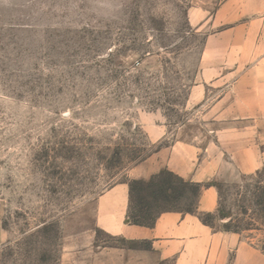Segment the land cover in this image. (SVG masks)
<instances>
[{
  "label": "rangeland",
  "instance_id": "374dc122",
  "mask_svg": "<svg viewBox=\"0 0 264 264\" xmlns=\"http://www.w3.org/2000/svg\"><path fill=\"white\" fill-rule=\"evenodd\" d=\"M225 1L0 0V264H62L66 254L79 264L73 247L87 242L93 252L146 248L97 231L95 202L138 154L178 139L202 157L211 136L200 114L219 93L187 100L207 37L245 23V0L213 21ZM149 128L164 137L152 142ZM219 167L202 185H215L218 207L238 216L264 185V165L250 175ZM208 221L223 229L228 219L216 210ZM241 234L259 249L263 234ZM138 263L157 264L119 257Z\"/></svg>",
  "mask_w": 264,
  "mask_h": 264
},
{
  "label": "crops",
  "instance_id": "0c3cea01",
  "mask_svg": "<svg viewBox=\"0 0 264 264\" xmlns=\"http://www.w3.org/2000/svg\"><path fill=\"white\" fill-rule=\"evenodd\" d=\"M233 3L226 0L213 21L221 20ZM244 25L210 35L202 51L200 71L190 88L187 103L193 107L206 101L208 93L219 95L201 114L211 136L203 148L194 142L174 140L135 165L127 178L96 199L94 226L97 231L127 243H147L135 250L104 249L93 252L92 244H78L79 264H119V257L170 264H264V253L237 234L203 224L199 213H215L218 191L210 184L197 199L196 213L166 212L152 227L132 225L127 218L129 186L132 180L147 181L168 170L198 184L216 181L224 165L241 175L254 174L264 165V0H245L241 10ZM152 142L164 137L159 128H149ZM224 168V167H223ZM91 241L93 236L89 237ZM151 256V257H150ZM137 259V260H136ZM76 257L66 254L62 264H75ZM140 264V263H138ZM144 264V263H143Z\"/></svg>",
  "mask_w": 264,
  "mask_h": 264
},
{
  "label": "trees",
  "instance_id": "16d2710c",
  "mask_svg": "<svg viewBox=\"0 0 264 264\" xmlns=\"http://www.w3.org/2000/svg\"><path fill=\"white\" fill-rule=\"evenodd\" d=\"M158 147L153 153L157 152ZM149 155L138 154L133 159L137 162L143 161ZM129 186V202L127 207V218L135 226L152 227L157 217L166 212H181L185 214L196 213V206L192 201H197L201 190L206 185L184 180L168 170H163L151 176L147 181L132 180ZM254 200L244 205H239L238 216L231 217L222 208L217 212L221 220L228 219L223 225V230L237 234H263L264 235V185L257 183L253 187ZM189 201L186 210H178L175 207H160L159 204L168 205L179 201ZM247 202V201H246ZM213 217L211 213H199L200 221L211 226L208 218ZM258 246L264 253V238Z\"/></svg>",
  "mask_w": 264,
  "mask_h": 264
}]
</instances>
